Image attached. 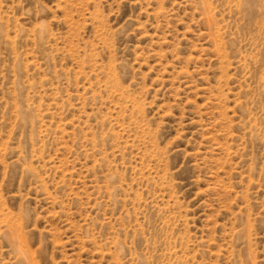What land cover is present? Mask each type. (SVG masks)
Segmentation results:
<instances>
[{"label":"rangeland","instance_id":"374dc122","mask_svg":"<svg viewBox=\"0 0 264 264\" xmlns=\"http://www.w3.org/2000/svg\"><path fill=\"white\" fill-rule=\"evenodd\" d=\"M0 264H264V0H0Z\"/></svg>","mask_w":264,"mask_h":264}]
</instances>
